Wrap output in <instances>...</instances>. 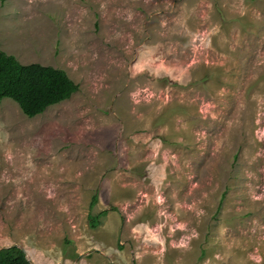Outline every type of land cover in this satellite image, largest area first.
Instances as JSON below:
<instances>
[{
	"label": "rangeland",
	"instance_id": "1",
	"mask_svg": "<svg viewBox=\"0 0 264 264\" xmlns=\"http://www.w3.org/2000/svg\"><path fill=\"white\" fill-rule=\"evenodd\" d=\"M0 48L77 83L0 100V247L264 264V0H0Z\"/></svg>",
	"mask_w": 264,
	"mask_h": 264
},
{
	"label": "trees",
	"instance_id": "2",
	"mask_svg": "<svg viewBox=\"0 0 264 264\" xmlns=\"http://www.w3.org/2000/svg\"><path fill=\"white\" fill-rule=\"evenodd\" d=\"M77 89L63 68L32 61L19 62L0 48V100L9 97L27 116L41 112L49 104L69 97ZM94 202L92 196L89 205ZM91 226L98 223L95 214L88 213ZM0 264H31L22 247L9 244L0 247Z\"/></svg>",
	"mask_w": 264,
	"mask_h": 264
}]
</instances>
